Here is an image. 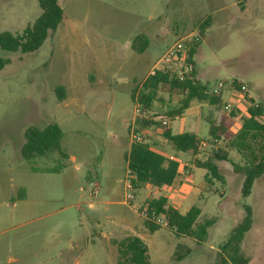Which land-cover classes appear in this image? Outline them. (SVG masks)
I'll return each mask as SVG.
<instances>
[{
    "label": "rangeland",
    "instance_id": "rangeland-1",
    "mask_svg": "<svg viewBox=\"0 0 264 264\" xmlns=\"http://www.w3.org/2000/svg\"><path fill=\"white\" fill-rule=\"evenodd\" d=\"M59 4L63 21L39 49L0 50V57L10 59L0 70V264H118L119 243L131 236L145 242L150 264H213L243 221L246 205L253 210V224L241 252L247 264H264V174L243 198L244 176L235 169L245 163L242 155L228 147L226 137L217 145L209 142V120L225 123L235 135L252 106L264 110V0L248 1L246 13L237 0ZM41 13L39 0H0V32L22 35ZM206 20L213 25L204 34L196 67L211 92L223 82L222 104L195 100L190 110L172 118L167 114L180 107L184 96L166 90L152 106L157 120H170L174 134L194 131L208 143L200 146L199 160H207L216 146L228 155L219 162L224 182L212 184L194 159L179 158L191 169L185 178V168L180 170L187 189L179 190L187 198L180 211L197 206V224L215 220L207 241L198 243L162 224L156 231L148 229L142 215L146 201L170 194L169 188L131 189L127 155L133 134L161 150L160 131L137 132L140 107L132 94L163 67L171 47L200 34ZM142 35L149 44L138 52L133 45ZM239 81L248 86L251 99L238 91ZM49 124L63 131L60 151L24 160L27 129ZM165 144L166 155L176 156ZM177 253L184 257L178 260Z\"/></svg>",
    "mask_w": 264,
    "mask_h": 264
},
{
    "label": "trees",
    "instance_id": "trees-1",
    "mask_svg": "<svg viewBox=\"0 0 264 264\" xmlns=\"http://www.w3.org/2000/svg\"><path fill=\"white\" fill-rule=\"evenodd\" d=\"M248 0H243L246 2ZM41 15L33 25L27 27L22 35L11 32H0V50L8 53L32 52L39 49L48 39L52 32H55L64 18V10L59 0H39ZM207 20L203 22V29L207 28ZM202 29V30H203ZM149 40L146 35L139 36L133 47L138 52H144L148 47ZM200 43L193 44L186 53V60L194 64V57ZM10 63V59L0 57V70ZM195 65V64H194ZM236 87L238 88V83ZM168 91L171 94L184 96L178 109L167 115L175 118L183 115L195 100L209 103L210 105H221V91L211 92L195 75V70L184 80L177 75L176 66L167 67L163 70H155L142 83L138 91L132 94V98L139 104L140 114L136 119L137 132L141 133L147 128L157 131L162 140L171 145L176 156L168 157L165 154L164 146L161 151L152 147L149 142H133L127 155V165L131 177L130 188L134 191L147 185L158 189L171 187L180 173L181 165L179 158L185 157L194 159V166L206 170L205 180L212 184L214 180L224 182V175L221 173L219 162L227 160L228 155L220 147L212 152L207 160L197 158L201 146V140L196 134L182 132L174 134L169 127L162 125L158 115L152 112L155 101L160 100V92ZM57 94L64 98V88L59 87ZM264 110L261 105L252 106L249 109V116L243 121L242 126L235 135L228 133L225 123L216 124L209 120V142L217 145L226 137L229 139L228 147L237 150L245 160L244 164L235 165L238 173L244 176L242 184V196L247 198L251 195L256 180L264 174V122L261 118ZM63 131L58 124H49L40 128L32 126L25 132V142L21 149V156L24 160L32 161L39 157L47 156L50 153L60 151V144ZM156 145V144H155ZM59 169L55 170L58 171ZM149 215L155 213L163 216L168 222V227L173 229L178 236L190 237L198 243L206 242L208 229L213 226L215 220H208L197 224L201 215V209L192 206L186 213L168 203L165 196L150 198L146 201ZM246 215L243 221L232 231L228 240L221 246L218 260L213 264H247V259L241 252V243L246 233L253 224V210L245 206ZM150 231L160 228L159 224L149 219L145 221ZM118 264H150L148 247L138 236H131L119 243ZM184 256L177 253V259Z\"/></svg>",
    "mask_w": 264,
    "mask_h": 264
},
{
    "label": "built area",
    "instance_id": "built-area-1",
    "mask_svg": "<svg viewBox=\"0 0 264 264\" xmlns=\"http://www.w3.org/2000/svg\"><path fill=\"white\" fill-rule=\"evenodd\" d=\"M201 36L200 34H191L189 36H186L182 39H180L179 41H177L172 47L171 49L164 55L163 57V67L157 70H163L167 67H173L176 66L177 68V75L181 80H184L186 78V76H188L189 74H191L192 72H194L195 70V65L191 62H188L186 60V53L188 51V49L195 43H199L201 41ZM156 70V69H155ZM155 70H153V73L155 72ZM240 82V81H239ZM237 82L238 83V91L247 98L251 99V95H250V91L248 86L243 83V82ZM224 84L223 82H221L218 86V88L214 91L215 93L219 92L220 88L223 87ZM258 106V105H256ZM230 105H227L226 108H229ZM161 123L163 126L165 127H169L170 121L168 119H163L161 120ZM133 139L135 140V142H147L146 139L144 138V136L142 137V135L140 134H133ZM207 142L202 141L201 142V147L203 146H207ZM178 162L181 165V168H185L184 173L186 176H188L191 173V169H189L190 164L183 161L182 159H179ZM142 215L146 218L151 220L152 222L156 223V224H162L163 226L168 227V222L166 221V219L163 216H158L155 213H152L151 215H149V211L147 206H144L143 210H142Z\"/></svg>",
    "mask_w": 264,
    "mask_h": 264
},
{
    "label": "crops",
    "instance_id": "crops-1",
    "mask_svg": "<svg viewBox=\"0 0 264 264\" xmlns=\"http://www.w3.org/2000/svg\"><path fill=\"white\" fill-rule=\"evenodd\" d=\"M248 1H250V0H248ZM248 1H246V2H244L243 3V0H237V5H239V7H240V9H241V11H242V13H246L247 12V7H248ZM243 3V5H241ZM212 25H213V22H211V23H209L208 24V26H207V28H205L202 32H197V33H200V36H201V41L199 42L200 44H199V47H198V50H197V53H196V55H195V57H194V64H195V75L197 76V78L199 79V74H198V72H197V67H196V61H195V58H196V56L197 55H199L200 54V52L202 51V42H203V40H204V34L206 33V31L209 29V28H212ZM188 34V33H187ZM186 34V35H187ZM185 36V35H184ZM151 74V73H150ZM149 74V75H150ZM148 75V76H149ZM234 79H237L236 77H234ZM218 88V87H217ZM217 88H215L214 89V91L217 89ZM213 91V92H214ZM220 91V90H219ZM195 102L193 101L192 103H191V107H192V105L194 104ZM191 107L188 109V110H190L191 109ZM161 121V120H160ZM170 121V120H169ZM170 125V124H169ZM143 132H147V133H149V134H151L152 133V135H154V133H155V130L154 129H152V128H147V129H145V130H143L141 133H143ZM144 133V134H145ZM146 133V134H147ZM190 133H194V134H196L194 131H192V132H190ZM197 135V134H196ZM198 136V135H197ZM199 137V136H198ZM201 139V138H200ZM202 140V139H201ZM147 142H149L150 143V141H148V138H147V140H146ZM166 142H164V141H162V142H160L159 144H158V146H160L161 148H162V146L161 145H163V146H165L166 144H165ZM157 150V149H156ZM158 151H161V150H158ZM166 154V153H165ZM167 156V155H166ZM180 170H181V168H180ZM184 178L185 177H188V176H183ZM143 188H154L153 186H150V185H147V186H145V187H143ZM143 188H141V189H143ZM169 188V192H170V194H168V195H165V197H167V199H168V203L170 204V205H172V206H174L175 208H177L178 210H180L179 208H180V206L182 207V205L186 202V200H187V198L183 195V194H181V192H179V190H181V191H184V190H187L186 189V186L183 184V182H182V176H180V173H179V176L177 177V179H176V181L174 182V184L171 186V187H168ZM140 190V189H139ZM162 190V189H161ZM180 193V194H179ZM158 197H160V196H158ZM157 198V197H156ZM174 203V204H173ZM146 204V203H145Z\"/></svg>",
    "mask_w": 264,
    "mask_h": 264
}]
</instances>
